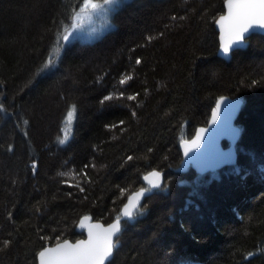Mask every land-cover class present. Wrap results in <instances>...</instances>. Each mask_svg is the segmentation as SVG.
I'll return each instance as SVG.
<instances>
[{
  "label": "trees",
  "instance_id": "obj_1",
  "mask_svg": "<svg viewBox=\"0 0 264 264\" xmlns=\"http://www.w3.org/2000/svg\"><path fill=\"white\" fill-rule=\"evenodd\" d=\"M224 2L126 0L99 38L63 44L83 0H0V264L111 223L153 170L107 264H264V36L219 58ZM223 96L242 101L237 163L175 173Z\"/></svg>",
  "mask_w": 264,
  "mask_h": 264
},
{
  "label": "water",
  "instance_id": "obj_2",
  "mask_svg": "<svg viewBox=\"0 0 264 264\" xmlns=\"http://www.w3.org/2000/svg\"><path fill=\"white\" fill-rule=\"evenodd\" d=\"M222 16L224 17L228 16L227 0H225L224 2V13L221 16H219L215 21V29L218 33V41H219L217 56L226 62H230L232 53L236 50L242 49L245 45L246 40L242 45H234L232 49H230L228 55H225L222 52V46L227 45L229 43L228 25L230 22L228 20H224L223 28H222L220 23ZM252 35L264 36V29L256 28L254 30H251L249 33L246 34L247 39ZM218 103L220 104L219 114L216 118L215 123H213L212 113L214 110H216ZM233 106H235L234 110H233ZM241 106H242V101L238 98L223 96L220 99H218L212 108L207 125L198 127L194 135L190 139L182 141L180 143L179 148H180L182 160L179 167L174 169L173 171L175 173H184L189 168H191L197 174L204 175L209 172L220 170L224 167L235 165L237 163L236 144L238 142L239 134H240V130L236 126V120L241 111ZM201 129H205L206 131L201 133L200 132ZM197 136L202 137V139L199 141L198 147L192 144V141L196 140ZM223 141H227L228 146L224 147L222 145ZM187 148H191L192 150L188 153L187 156H185V150ZM229 153L231 154V161L222 162L224 160L223 154H229ZM153 172L159 173V179L151 175ZM146 177L147 179H145ZM163 182H164V177L162 172L153 170L147 173L143 177L144 187L138 189L137 191L133 192L128 196L126 202L122 206L120 217H118L117 219L106 225L99 221H92L88 217H83L79 220L76 227V230L78 232H83L84 234L83 238H80L76 241L64 240L52 246H47L43 248L41 251H46L47 249L55 248L57 247V245L63 244L65 241H67L69 244H76L80 240H88L90 232L93 233L94 235L104 236L107 230L109 229L110 225L116 223L117 221L120 222V228L122 222L124 221L132 222L133 215L135 211L138 209V207L141 205L142 201L146 197L152 195L154 191L158 190V189H152L151 187L152 183H159L162 187ZM139 193H143V195H138ZM129 202L136 205L135 208L131 209L132 211L131 219L123 216L124 207L125 205L129 204ZM118 234L119 233H117V235ZM115 238L116 236L113 237V243ZM39 253L37 255V264H40ZM112 256H110L108 260L105 261V264H107L112 259Z\"/></svg>",
  "mask_w": 264,
  "mask_h": 264
},
{
  "label": "snow or ice",
  "instance_id": "obj_3",
  "mask_svg": "<svg viewBox=\"0 0 264 264\" xmlns=\"http://www.w3.org/2000/svg\"><path fill=\"white\" fill-rule=\"evenodd\" d=\"M110 2H112V0H105L106 4ZM227 8L228 16H222L220 20L222 28L224 20L230 22L228 25L229 43L222 46V52L225 55H228L230 49H232L234 45H242L247 39L246 34L251 30L256 28L264 29V0H227ZM97 10L98 6L92 3L91 0H83V7L80 8L81 13H91ZM173 19H175V17ZM73 27L78 26L74 24ZM64 39L67 40L68 37L65 36ZM136 63L139 64L140 61L137 60ZM127 79H131V77ZM125 83L126 79L120 80L121 85ZM109 99H111V97H104L105 101ZM127 99L134 100L135 96H128ZM234 108L235 106H233V110ZM219 109L220 104L218 103L216 110L212 113L213 123L216 121ZM0 111H4L2 106H0ZM71 116L72 112L70 111L68 117L71 118ZM204 131L206 130H200L201 133ZM201 139V136H197V139L192 141V144L198 147ZM60 143L63 144L64 140H61ZM191 150V148H187L185 150V156H187ZM223 156L224 160L222 162L231 161L230 153L223 154ZM129 159H132V157H129ZM33 167H35V165H33ZM151 175L159 179V173L153 172ZM145 179H147V177ZM151 187L152 189H160L161 185L159 183H152ZM81 191H83V189H81ZM138 195H143V193H139ZM135 207V204L129 202V204L124 207L123 216L131 219V209ZM120 231V222L117 221L110 225L104 236L94 235L90 232L88 240H80L76 244H69L65 241L55 248L41 251L39 253L40 264H105V261L113 254V249L115 247L113 237L117 236V233ZM4 245L7 246L8 241H4Z\"/></svg>",
  "mask_w": 264,
  "mask_h": 264
},
{
  "label": "rangeland",
  "instance_id": "obj_4",
  "mask_svg": "<svg viewBox=\"0 0 264 264\" xmlns=\"http://www.w3.org/2000/svg\"><path fill=\"white\" fill-rule=\"evenodd\" d=\"M126 0H112V2L106 4L105 0H91L92 3L98 6V10L91 13H81L80 8L74 13L73 18L67 25L64 35L63 44L69 43L73 40H80L84 42H90L101 35H103L107 30H109V20L110 14L115 9V7ZM78 27H73V25ZM67 36L68 39L65 40L64 37ZM68 118L65 124V132L69 131L71 128L70 120Z\"/></svg>",
  "mask_w": 264,
  "mask_h": 264
}]
</instances>
